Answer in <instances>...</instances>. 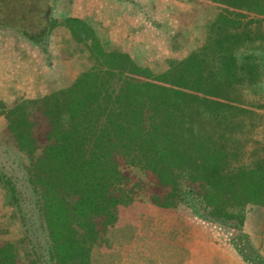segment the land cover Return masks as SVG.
I'll list each match as a JSON object with an SVG mask.
<instances>
[{
	"label": "trees",
	"instance_id": "1",
	"mask_svg": "<svg viewBox=\"0 0 264 264\" xmlns=\"http://www.w3.org/2000/svg\"><path fill=\"white\" fill-rule=\"evenodd\" d=\"M37 1L40 41L21 25L37 8L0 25L47 54L52 21L71 36L69 59L77 52L83 63L44 96L0 100V155L14 166L0 164V185L7 218L19 228L14 238L0 237V264H84L99 234L120 226L134 202L224 228L235 244L245 208L264 205V168L244 162L257 144L242 134L251 124L241 121L249 111L236 86L239 25L230 11L205 28L196 51L141 64L85 22L51 19L50 1ZM210 1L253 13L264 7V0ZM0 4L19 12L26 3Z\"/></svg>",
	"mask_w": 264,
	"mask_h": 264
},
{
	"label": "crops",
	"instance_id": "2",
	"mask_svg": "<svg viewBox=\"0 0 264 264\" xmlns=\"http://www.w3.org/2000/svg\"><path fill=\"white\" fill-rule=\"evenodd\" d=\"M59 1L54 0L51 19H78L94 29L97 36L98 30L104 29L113 46L141 64L161 63L180 52L187 56L196 51L203 45L205 28L218 15L230 11L229 18L239 25V46L234 55L239 78L236 86L242 108L249 111L241 121L251 124V134H242L257 144L243 153L247 157L244 162L254 169L264 168V7L253 13L227 9L210 0ZM57 29L63 35L67 33L62 26ZM182 31L187 35L186 43L175 48ZM21 34L0 31V42L6 41V51L10 38L18 43L7 67L11 71L0 73V100L6 103L44 96L65 85L61 79L78 68L76 56L69 59L66 53L58 51L61 62H51L47 60L50 52L40 53L38 46L24 40L26 37ZM67 36L61 40L64 42ZM198 37L200 40H196ZM53 64L64 75L52 76ZM0 68L2 72V63ZM36 79L40 82L36 83ZM129 211L128 215L120 214V226L99 234L90 259L84 264H264V205L250 204L245 208L244 223L235 244L224 228L194 218L156 211L147 225L141 214L133 217ZM125 220L129 224L121 226Z\"/></svg>",
	"mask_w": 264,
	"mask_h": 264
},
{
	"label": "rangeland",
	"instance_id": "3",
	"mask_svg": "<svg viewBox=\"0 0 264 264\" xmlns=\"http://www.w3.org/2000/svg\"><path fill=\"white\" fill-rule=\"evenodd\" d=\"M19 1H22V2L26 3L24 6H22V7L20 6V7L17 8V9L20 10L19 12H15L14 11L15 7H13L12 9L11 8L10 9L7 8L6 11H4L5 7L2 5L3 6V9H2V6L0 4V19L1 20L7 19L10 22L11 20L18 19V18L24 16V13H22V10H23L24 7L25 8L32 7L34 9L37 8L38 11L29 13L27 15L28 16L27 21L23 22V24H21V25L25 29V31L28 32V34H35L34 35L35 36V40L40 41V37H39V35H40L39 33L40 32H39V30L41 31V34H42V28L45 27L44 26L45 24L43 23V18L41 17V14H42L41 12H42V9H43V5L39 4L37 0H19ZM48 1H50V9L53 8L54 0H48ZM63 1H65V0H61L59 2H63ZM32 3H34V4H32ZM8 10L10 11L9 14L7 13ZM16 13H18V14L16 15ZM54 25H55V23L52 22V21H47L46 22V26L48 27V29H50V34H49V36L47 38V40L49 41L48 42V48H47L46 51L48 52L47 54H49V52L51 53V57L47 56V60H51V62L53 60H56V61H58L60 63L61 62V57H60L59 53L61 54V53H66V51H72L74 47H73V42L71 40V36H67V33L65 35H63L62 34L63 32L60 33V31H61L60 29H57V28L53 27ZM0 31H9L10 33L13 32L14 35H16L17 33H21V32H19L16 29L3 27L1 25H0ZM104 31H105L104 29L98 30V36L103 41H105V40L109 41L108 35ZM195 34L197 36L198 32H196ZM21 36H23V35L21 34ZM64 36H67L66 39L64 40L65 43L61 40ZM23 39L26 40V41L30 40L28 38H23ZM186 39H187V35H185V32L183 34L181 33L179 35V37L176 39L178 41L177 45L182 46L184 43H186ZM176 40H175V42H176ZM196 40H197V38H196ZM42 41L46 42V39H43ZM45 42H42L43 45H44ZM17 44L18 43H16L12 38H10L9 48L6 51V46H7L6 45V41H4V43L0 42V63L3 64L2 72H1V68H0V73L9 74V72L11 71L10 70L11 68L7 69V67H8V64L12 62L11 53L14 52L15 46ZM58 51H59V53H58ZM55 54H57V55L54 56ZM69 55L70 54H67L68 57H69ZM77 55H78V53L75 52V55H72L71 58H74ZM177 56L178 57L184 56V53L180 52V54L177 55ZM80 61H81V63H83L82 60H78L76 62V64H79ZM54 65H56V66L54 67ZM56 73L64 75L63 74V70L60 69L59 67H57V64H53L52 67L50 68V74H52V76H55V75H57ZM66 74H67V72H66ZM35 82L39 83L40 80L36 79ZM31 93H33V91ZM5 126L6 125H5V123L3 121L0 122V135L1 134L3 135ZM0 150H2V152H3L4 148L0 147ZM2 154H4V153H2ZM3 158H4V155L3 156L0 155V164L2 166L4 165ZM6 166L8 167V169H9V167H11V168L14 167L13 165H10L9 163L4 165L5 168H7ZM4 192L5 191L2 189V187L0 185V217H2V216L4 217L3 220L2 219L0 220V237L3 238V239H8V238H11V237L14 238L16 235H18L19 234V228L16 225L17 223L14 222V220H13V222H11V220L7 218V216H9L11 214L12 210H10L9 207L6 205V198H5ZM128 210H130L129 212L133 214V217L135 215L138 216V214H141V216H142L141 219L142 220H146L147 225L151 224V221L153 219L154 213H156V211L153 210V207H151V205L143 203V202H134V203H132L129 206ZM128 210H126V212H128ZM166 235H168V234H164V236H166Z\"/></svg>",
	"mask_w": 264,
	"mask_h": 264
}]
</instances>
